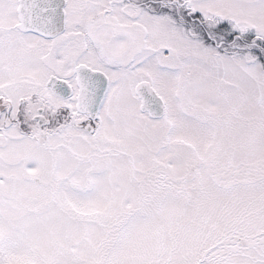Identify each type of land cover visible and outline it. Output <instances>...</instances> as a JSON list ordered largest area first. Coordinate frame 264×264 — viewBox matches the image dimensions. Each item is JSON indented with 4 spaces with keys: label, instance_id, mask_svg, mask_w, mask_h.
<instances>
[{
    "label": "snow or ice",
    "instance_id": "1",
    "mask_svg": "<svg viewBox=\"0 0 264 264\" xmlns=\"http://www.w3.org/2000/svg\"><path fill=\"white\" fill-rule=\"evenodd\" d=\"M0 264H264V0H0Z\"/></svg>",
    "mask_w": 264,
    "mask_h": 264
}]
</instances>
